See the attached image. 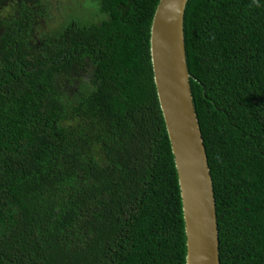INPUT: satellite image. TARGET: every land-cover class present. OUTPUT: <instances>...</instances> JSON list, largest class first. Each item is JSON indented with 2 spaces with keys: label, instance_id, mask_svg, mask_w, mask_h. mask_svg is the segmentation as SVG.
Listing matches in <instances>:
<instances>
[{
  "label": "trees",
  "instance_id": "1",
  "mask_svg": "<svg viewBox=\"0 0 264 264\" xmlns=\"http://www.w3.org/2000/svg\"><path fill=\"white\" fill-rule=\"evenodd\" d=\"M94 2L0 0V264L187 262L160 0ZM185 37L221 264H264V0H189Z\"/></svg>",
  "mask_w": 264,
  "mask_h": 264
},
{
  "label": "water",
  "instance_id": "2",
  "mask_svg": "<svg viewBox=\"0 0 264 264\" xmlns=\"http://www.w3.org/2000/svg\"><path fill=\"white\" fill-rule=\"evenodd\" d=\"M188 2L160 0L151 28V56L178 171L187 236L186 264H221L214 182L188 66Z\"/></svg>",
  "mask_w": 264,
  "mask_h": 264
},
{
  "label": "rangeland",
  "instance_id": "3",
  "mask_svg": "<svg viewBox=\"0 0 264 264\" xmlns=\"http://www.w3.org/2000/svg\"><path fill=\"white\" fill-rule=\"evenodd\" d=\"M59 2H61L64 6H73L77 11H80L82 9L81 7L83 5H84V7L93 6L95 3L94 0H59ZM63 12L65 13V11L63 9L62 10L56 9L57 17H59V15ZM61 21H62V18L60 17L59 22H61ZM57 23L58 22L55 20V21H53V23L51 25H48V26L55 27V26H57Z\"/></svg>",
  "mask_w": 264,
  "mask_h": 264
}]
</instances>
